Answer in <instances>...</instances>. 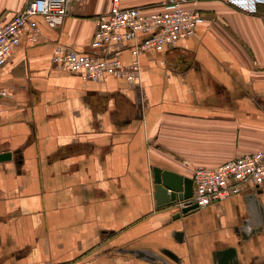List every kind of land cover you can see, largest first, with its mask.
Instances as JSON below:
<instances>
[{"label":"crops","instance_id":"obj_1","mask_svg":"<svg viewBox=\"0 0 264 264\" xmlns=\"http://www.w3.org/2000/svg\"><path fill=\"white\" fill-rule=\"evenodd\" d=\"M27 1L0 0V24ZM110 5L71 0L56 27L34 17L35 39L26 29L0 67V264H217L229 249L236 264H264V185L173 220L153 182L154 167L189 178L182 161L264 149V0L256 13L199 1L194 35L141 54L139 81L59 70L56 47L133 60V42L90 47ZM247 219L261 230L244 239Z\"/></svg>","mask_w":264,"mask_h":264},{"label":"built area","instance_id":"obj_2","mask_svg":"<svg viewBox=\"0 0 264 264\" xmlns=\"http://www.w3.org/2000/svg\"><path fill=\"white\" fill-rule=\"evenodd\" d=\"M71 0H28L25 7L4 24H0V67L19 45L22 34L29 31L34 40L40 16L51 27L60 25L67 15ZM201 0H165L158 10L148 7H123L111 0L107 12L99 14L90 47L105 51L112 45L133 42V60L124 65L115 58L81 54L56 47L52 62L61 71L77 75L85 81L111 76L129 82L140 80L138 58L147 51L162 52L167 47L194 35L203 16L196 6ZM248 13H256L260 0H220ZM4 94L0 91V96ZM192 196L175 205L178 211L195 206L197 210L240 194L244 189L257 190L264 185V149L237 157L215 167H191Z\"/></svg>","mask_w":264,"mask_h":264},{"label":"water","instance_id":"obj_3","mask_svg":"<svg viewBox=\"0 0 264 264\" xmlns=\"http://www.w3.org/2000/svg\"><path fill=\"white\" fill-rule=\"evenodd\" d=\"M6 156L7 154H1L0 160L6 158ZM153 182L155 185V203L159 209L162 207L174 206L177 204V202L187 200L192 196V180L169 169L154 167ZM194 211H197L195 206L183 208L181 211H178L172 217V219L176 220L179 218H184ZM260 230L261 228H252L251 221L249 219L243 221L242 236L244 239H248L252 233L258 232ZM138 254L143 255L142 253ZM219 255L223 256L224 258L223 260L221 259L217 264H236L233 260L235 256V252L233 250H226ZM151 259L158 260L155 257H152Z\"/></svg>","mask_w":264,"mask_h":264},{"label":"rangeland","instance_id":"obj_4","mask_svg":"<svg viewBox=\"0 0 264 264\" xmlns=\"http://www.w3.org/2000/svg\"><path fill=\"white\" fill-rule=\"evenodd\" d=\"M202 16L204 17L203 13ZM244 156V155H243ZM242 157V156H241ZM163 166H167V165H163ZM183 171H186V173L189 172V169L191 168V165H189V163L182 161L179 165H178Z\"/></svg>","mask_w":264,"mask_h":264}]
</instances>
